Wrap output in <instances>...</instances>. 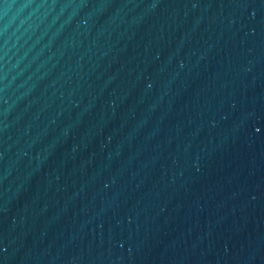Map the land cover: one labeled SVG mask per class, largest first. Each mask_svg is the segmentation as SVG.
I'll list each match as a JSON object with an SVG mask.
<instances>
[{"label": "water", "instance_id": "water-1", "mask_svg": "<svg viewBox=\"0 0 264 264\" xmlns=\"http://www.w3.org/2000/svg\"><path fill=\"white\" fill-rule=\"evenodd\" d=\"M0 264H264V0H0Z\"/></svg>", "mask_w": 264, "mask_h": 264}]
</instances>
